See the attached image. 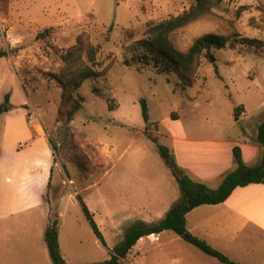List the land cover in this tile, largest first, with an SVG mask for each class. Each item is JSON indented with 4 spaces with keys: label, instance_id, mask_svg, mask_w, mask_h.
Wrapping results in <instances>:
<instances>
[{
    "label": "rangeland",
    "instance_id": "1",
    "mask_svg": "<svg viewBox=\"0 0 264 264\" xmlns=\"http://www.w3.org/2000/svg\"><path fill=\"white\" fill-rule=\"evenodd\" d=\"M195 2L0 0V105L8 102L0 116V264H52L45 234L56 215L66 263L104 264L128 226L160 221L183 197L158 143L173 153V135L184 130H227V139L244 130L255 135L264 117V47L242 44L240 38L264 41V0H223L211 14L170 34L180 52L209 33L235 41L214 49L213 58L202 57L193 87L152 66L139 70L124 64L129 36L142 38L148 22L178 15ZM51 26V35L37 37ZM81 33L101 44L102 66L111 61L114 66L106 77L83 83V108L67 124L58 119V77L65 63L55 48L71 46ZM32 108L48 136L40 137L29 125ZM242 110L247 114L237 120ZM78 194L94 213L106 245ZM222 219L223 212H210L199 233L241 264H264V235L257 227L245 226L247 219L226 226ZM128 259L134 264H226L172 231L155 243L139 241Z\"/></svg>",
    "mask_w": 264,
    "mask_h": 264
},
{
    "label": "trees",
    "instance_id": "2",
    "mask_svg": "<svg viewBox=\"0 0 264 264\" xmlns=\"http://www.w3.org/2000/svg\"><path fill=\"white\" fill-rule=\"evenodd\" d=\"M223 0H196L187 10L178 15H172L161 21H150L146 24L143 37L134 39L129 36L131 43L124 47V64L130 67L136 66L139 70L152 66L158 74L175 75L184 87H193L198 81L199 68L203 56L214 57V49H221L232 41L229 36L215 33L205 34L197 38L187 52L178 51L170 40V34L198 18L211 14L213 9L219 6ZM54 27H48L38 34V38L51 35ZM131 34V33H130ZM242 44L264 47V41L258 38L241 37ZM56 54L65 63V67L59 75L62 88V96L58 109V119L71 123L76 114L83 108L85 98L80 93V88L87 80H97L106 77L114 66L111 61L106 67L102 66L100 56L101 44H94L90 36L81 33L76 41L69 47L55 48ZM4 52H0V56ZM94 92L97 89L94 88ZM8 102L0 105V116L8 109ZM143 114L146 122L149 120L148 106L143 100ZM239 116V114L237 113ZM157 139V138H156ZM158 141V139H157ZM256 142L264 147V121L259 125ZM161 155L169 166L173 177L179 182L183 198L176 203L167 215L157 223L138 221L128 226L123 238L113 249L110 250V258L104 264H124L130 251L137 242L145 236L153 233L172 231L184 237L188 242L205 252L218 258L226 264H241L221 250L214 247L207 240L193 235L188 229L187 215L193 209L206 204L216 205L224 203L238 187L250 184H264V155L261 162L251 166L245 162L240 146L233 148L236 168L229 172L217 189L210 188L206 183L196 181L177 163L174 153L169 147L158 143ZM84 213L90 222L95 234L106 245L105 238L80 194L77 195ZM60 220L56 215L51 219L46 230L45 239L48 245L53 264H67L61 253Z\"/></svg>",
    "mask_w": 264,
    "mask_h": 264
},
{
    "label": "crops",
    "instance_id": "3",
    "mask_svg": "<svg viewBox=\"0 0 264 264\" xmlns=\"http://www.w3.org/2000/svg\"><path fill=\"white\" fill-rule=\"evenodd\" d=\"M240 115L241 114L239 113V116ZM239 116H237V120L240 119ZM262 121H264V117L259 122V125L262 123ZM258 128L256 130L255 135L253 136L247 130H244L243 134L238 136V138L230 137L228 139L224 138V136L228 132L227 130H223L220 132H215L213 130H207V131L184 130L181 133L173 135V138L175 140L173 153L175 155L177 163L186 171V173L190 177H192L196 181H201L206 183L212 189H217L220 186L223 179L225 178V176L229 172L234 170L237 166L233 155V148L235 146L238 145L241 147L243 158L245 162L248 163L249 165L254 166L261 162V159L264 155V147L256 142L258 136L257 133ZM37 133L40 137L48 136L46 132H44V134H41L40 132ZM50 154L51 156H53L55 153L52 154V152L50 151ZM48 176L49 175H45V179H47ZM172 178H174L173 175ZM210 183H218V185L217 187H212ZM182 198L179 197L178 201H175L168 208L167 213L172 209V207L176 203L181 201ZM261 198L263 200H260ZM260 201L264 202L263 183L250 184L245 187H238L237 189H235V191L229 197V199L224 203H220L216 205H211V204L201 205L193 209L191 212H189L187 215L189 232L195 236L198 237L201 236L200 238H202L204 235H201V233L199 232H200V228H203V223H204L203 218L206 217L210 212L221 211L223 212L225 218L222 219L223 225L228 226L233 222L239 224L240 219L241 221H243V224H245V220L247 219V223L245 224V226L248 225L251 226L252 228L257 227V230L261 232L260 234L264 235V209L260 210L262 207H264V203ZM254 202L255 205H262L259 206L260 209L257 206L250 205V203L252 204ZM254 208L257 209L254 210ZM148 212L150 214L149 218L152 219L153 213L151 212V210H149ZM191 219L193 220V225H190ZM144 222L152 223L145 220ZM157 222L159 221L153 223H157ZM161 234L162 233L159 234L160 240H161ZM145 239L150 240L149 236H145L142 237L139 241H143ZM202 239L210 241L208 236L206 237L204 236ZM59 241H60V233H59ZM120 241L117 242L115 246L118 243H120ZM130 254L131 251L128 254L127 258L122 260L124 264H134L133 262H129L128 258Z\"/></svg>",
    "mask_w": 264,
    "mask_h": 264
},
{
    "label": "built area",
    "instance_id": "4",
    "mask_svg": "<svg viewBox=\"0 0 264 264\" xmlns=\"http://www.w3.org/2000/svg\"><path fill=\"white\" fill-rule=\"evenodd\" d=\"M240 114L246 115L247 112L245 110H242ZM28 123L37 132L39 131V128L42 127V125H43L39 114L37 113L36 109H34V108H32L28 114ZM149 238H150L151 242L160 241V235L157 233H153V234L149 235Z\"/></svg>",
    "mask_w": 264,
    "mask_h": 264
},
{
    "label": "bare ground",
    "instance_id": "5",
    "mask_svg": "<svg viewBox=\"0 0 264 264\" xmlns=\"http://www.w3.org/2000/svg\"><path fill=\"white\" fill-rule=\"evenodd\" d=\"M39 131H40L41 134H44V127H43V125H42V127L39 128Z\"/></svg>",
    "mask_w": 264,
    "mask_h": 264
}]
</instances>
